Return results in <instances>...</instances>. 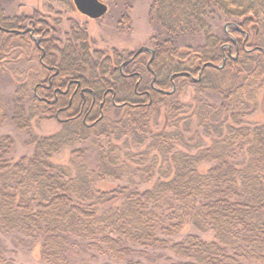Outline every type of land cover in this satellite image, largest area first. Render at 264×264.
Listing matches in <instances>:
<instances>
[{"label": "trees", "instance_id": "obj_1", "mask_svg": "<svg viewBox=\"0 0 264 264\" xmlns=\"http://www.w3.org/2000/svg\"><path fill=\"white\" fill-rule=\"evenodd\" d=\"M151 10L158 29L148 66L165 82H158L161 90L172 75L192 84V104L144 82L148 95L140 101L113 99L129 103L118 108L124 109L120 116L104 112L111 106L105 100L102 116L97 111L91 125L79 112L65 117L57 133L38 136L31 133V120L65 106L69 94L56 93L51 104L40 99L39 89L35 95L28 81L8 98L0 95V122L10 117L15 130L26 132L24 145L31 149L17 158L13 137L0 134V264H15L6 237L15 249L38 246L45 264H264V122L244 120L257 110L264 88V0H153ZM19 20L1 18L0 24L13 28ZM212 23L221 28L230 23L234 39L213 31ZM44 27L37 32L45 40ZM71 28L65 46L52 45L61 56L52 85L75 78L93 91L97 105L108 86L98 72L122 55L93 60L85 34L82 40ZM0 34L3 48L16 42L11 38L27 39L1 29ZM193 35L201 36L202 44L179 45ZM251 37L254 46L244 50L243 40ZM226 42L235 57L222 50ZM48 52L47 47L44 65ZM147 56L140 52L124 70L144 75ZM204 63L211 65L201 70ZM198 73L192 81L189 74ZM3 77L0 66V82ZM111 78L126 94L132 79L117 69ZM81 96L77 91L71 99L77 111ZM81 98L86 110L89 100ZM161 101L163 127L152 128L150 118ZM64 149L71 151L68 163L53 162ZM202 164L208 165L205 171ZM104 182L116 185L103 187ZM185 225L194 232L180 238ZM206 233L211 239L202 237Z\"/></svg>", "mask_w": 264, "mask_h": 264}, {"label": "rangeland", "instance_id": "obj_2", "mask_svg": "<svg viewBox=\"0 0 264 264\" xmlns=\"http://www.w3.org/2000/svg\"><path fill=\"white\" fill-rule=\"evenodd\" d=\"M99 1L104 2L107 5V12L99 19L90 20L87 17L81 15L75 9L72 0H0V19L13 17L19 18V22L14 25L13 28L21 30L19 31V34H23L27 38H11L16 42L9 43L6 48H3L2 41L4 40L5 36L3 35L2 38L0 34V66L2 67L3 72L7 75V77H3L4 80L0 82V95L8 98L16 89V86H22L23 83L31 81V83L34 85L30 86V90L33 91L35 95H37V92H35V90L39 89L38 91L41 100H44L45 102L51 104H55L58 100L57 94H54L52 90H44V88L42 87L43 85L47 86L48 74H51L53 70L44 71L42 69L41 65L44 64L41 61V57L48 47L50 58L48 61L49 65H51L50 61L53 62L54 60L53 63L57 66L61 56L59 52H56L53 49L54 46L52 45L55 44L58 48H62L63 46H65V42L71 34V27H74L80 31L82 40L83 35L85 34V38L88 44L87 53L93 60L95 59V57H97V55H100V59L107 56L111 57L115 54V52H118L120 55H122V59L119 60L118 63L112 62V64H110V67L106 71L102 70L98 72L100 74V77L103 80H106V83L108 84V86L102 89V98L111 103V106H107V108L105 107L106 110L104 109V112H108L112 117H118L123 113L124 109L118 108H120L121 105H128L129 103H120L118 100L114 102L113 99L115 97L116 99H125L128 96L129 100L127 101H140L142 98H140V96H138L134 92V85L137 84L136 81L138 80V77L136 75H130V73L134 72V69H123V74H126V76L124 77L132 79V82L127 84L125 90L127 92V95L122 92L123 88H120L121 85H118L117 82H115V80L111 78V74L112 69H114L113 67L119 66V64L123 60L128 61L129 59H132L134 53L140 47H146L150 50L149 52H153V38H155V35H157L158 29V27L154 24V19L152 18L151 13V5L153 0ZM43 23L46 27H44ZM211 26L212 30L216 33L219 34L224 31L231 39H234L231 32L232 28L228 26H222L221 28L219 24L215 23H212ZM43 27L44 30L47 29V37H45V40L47 39L48 42L46 43H43V41H45L44 36L40 32H37L38 29H43ZM28 29H32V31H29ZM24 30H26V32ZM245 40L246 39H244V42L242 43V48L244 50H248L249 48L254 46L255 43L252 41V37L250 40ZM48 43H50V46L48 45ZM200 44H202V38L199 35H193L191 37L188 36L181 39L179 42L180 46H198ZM44 45L48 46L46 47ZM37 47L39 48V50ZM224 48L227 49L228 56L235 57L234 54H231L229 42H226L224 45H222V50ZM149 52H147V63H145L146 67L145 64L142 65V69H144L145 73V68L148 69V64L152 61V55H150ZM222 65L223 63L219 64L217 67L219 68ZM46 68L49 69V67ZM135 71L138 72L137 70ZM199 73L196 77L189 74L191 80H198ZM144 75L142 71L141 76L143 77V79L139 85V90L142 89V86H144V82H148V86L153 90L159 92L161 91L165 94L175 92L180 102L184 104H192V99L194 97L195 91L192 84H190L189 82H181L182 80L180 81L178 79H172L171 76L170 81H168V86H165L166 88L164 90H161V87L158 86V82H160V84L162 83L163 86L165 85V82H162V80H159L157 78L156 83L152 84V75ZM71 80L78 81L75 78H72ZM65 85L61 86L60 89L62 91L61 93L66 95L69 94L68 100L66 99V105L60 108L58 107L56 109L53 108L55 110L53 114L41 113L40 115L35 116L30 122L32 134L38 136H49L57 133L61 128L62 121L66 120L65 117L74 114L75 116H77V114L80 112L82 100H84V98H81L82 96H86L85 99H88L89 101L85 102L86 110H82L83 113L81 112L80 115L82 116V119H84L83 117L85 116L87 117V126L92 124H90V121L91 119L95 118L97 111H99V108L97 109V106H99V104L91 107V96L89 92L86 91L87 89L90 90V88L86 86H79L77 88L78 91H83V93H80L82 95L80 97L81 105H79L77 111L74 106H71L72 96L75 95L73 94L74 88L71 86L70 90L65 92ZM108 88L114 89L115 95L114 93H106L105 90ZM123 94H125L126 97H124ZM263 97L264 88L257 95V110L255 111V113L248 115L244 119L246 122H264V99L262 100ZM145 102L146 100L144 101V103ZM149 102L150 101L146 103ZM113 105L117 108L113 107ZM64 109H70L69 114L64 113ZM164 110L165 105L164 102L161 101L157 114H153L154 116L150 118L152 128L157 129L163 127L162 125L164 122ZM153 122L155 125H153ZM0 134H9L13 137V148L17 158L21 155H27L31 152V149H29L28 146L24 145L27 140L26 132L15 130L12 126L10 117L7 116L6 118L1 120ZM70 153L71 151L69 149H64L62 152L53 157V162L59 164H67L70 158ZM88 153L89 155L93 154L91 151H88ZM207 167L208 165L202 164L199 166V169L201 171H205ZM115 185L116 183L111 182L102 183L103 187H112ZM193 232V229L189 225H185L181 230L180 238L184 237L188 233ZM202 237L205 239H211L212 235L210 233H206L203 234ZM5 242L9 248L15 250L13 253H11V257L14 259L15 264H45L40 259L38 246H34L28 250L27 248L15 249L10 240V237H6Z\"/></svg>", "mask_w": 264, "mask_h": 264}, {"label": "flooded vegetation", "instance_id": "obj_3", "mask_svg": "<svg viewBox=\"0 0 264 264\" xmlns=\"http://www.w3.org/2000/svg\"><path fill=\"white\" fill-rule=\"evenodd\" d=\"M107 12V11H106ZM82 15V14H81ZM84 16V15H83ZM86 17V16H85ZM88 18V17H87ZM88 19H90V18H88ZM97 19H99V18H97ZM90 20H96V19H90ZM0 29L1 30H3V31H6V32H13V33H18L19 34V31H21V30H19V29H16V28H4V27H2V25L0 24ZM29 31H32V29H28ZM25 32H26V30H24ZM42 35H43V33H42ZM147 52H149V50H146ZM149 54L150 55H152V58L154 57V51L151 53V52H149ZM45 56V53H43V55H42V57H41V61H42V59H43V57ZM136 56V55H135ZM134 55H133V58L135 57ZM150 57V56H149ZM132 58V59H133ZM132 59H129L128 61H125V60H123L120 64H119V66H117V67H113L114 69H117L118 71H119V73L122 75V76H126V74H123V69H124V67L126 66V64L128 63V62H130ZM150 63V62H149ZM45 66V69L47 70V71H52L51 72V74H48V78H47V81H48V84H47V86H45V85H43L42 87L44 88V90L46 89V90H52V92L54 93V94H56V93H61L62 91H61V89H60V87L61 86H59V85H55V86H53L52 85V81H51V79L53 78V77H55V76H57L58 75V68H57V66L55 65V64H53V65H44ZM46 67H49V69H47ZM148 69H150L149 67H148ZM150 72H151V75H152V78H154L153 79V81H152V79H151V82H152V84H154L155 82H156V76H155V74L152 72V70L150 69L149 70ZM130 75H133V76H137L138 77V80L136 81L137 82V84H135L134 86V92L138 95V96H142L143 94H145V95H148V91L147 90H139L138 89V84H139V82L142 80V76H141V74L139 73V72H136V71H134L133 73H130ZM66 85H65V88H66V91L65 92H67L68 90H70V88H71V86L74 88V91H73V94H76L77 93V88L80 86V82L79 81H74V80H68L66 83H65ZM40 85V84H39ZM45 86V87H44ZM80 91V93H83V91L82 90H79ZM87 92H89L90 94H91V96H92V100H91V107L92 106H94V93H93V91L92 90H89V89H87L86 90ZM105 92L106 93H114V95H115V91H114V89H112V88H108V89H106L105 90ZM84 97V96H83ZM104 103H105V99L104 98H102V101L99 103V106H97L98 108H99V111H98V118H100L101 116H102V107H103V105H104ZM81 111H82V106H81V109H80V113H81ZM86 117V116H85ZM85 117H83V118H85Z\"/></svg>", "mask_w": 264, "mask_h": 264}, {"label": "water", "instance_id": "obj_4", "mask_svg": "<svg viewBox=\"0 0 264 264\" xmlns=\"http://www.w3.org/2000/svg\"><path fill=\"white\" fill-rule=\"evenodd\" d=\"M75 9L82 15L90 18V19H97L102 17L107 10L106 4L99 0H72ZM227 25H231L230 23H227ZM233 25V24H232ZM149 50L146 47H140L137 49V51L134 53V56L139 54L142 51ZM150 51V50H149ZM225 57L223 56L222 63H224ZM206 65H211L210 63H205L202 65L201 70L206 66ZM177 75H188L187 73H178ZM174 75H172L173 77ZM199 77V75H198ZM154 79V78H153ZM152 79V81H153Z\"/></svg>", "mask_w": 264, "mask_h": 264}]
</instances>
